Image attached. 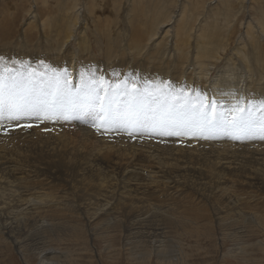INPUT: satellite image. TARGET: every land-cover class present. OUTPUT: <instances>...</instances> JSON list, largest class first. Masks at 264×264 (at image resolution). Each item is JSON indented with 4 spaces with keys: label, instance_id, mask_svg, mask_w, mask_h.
<instances>
[{
    "label": "rangeland",
    "instance_id": "rangeland-1",
    "mask_svg": "<svg viewBox=\"0 0 264 264\" xmlns=\"http://www.w3.org/2000/svg\"><path fill=\"white\" fill-rule=\"evenodd\" d=\"M263 16L264 0H0V77L5 95L15 78L18 88L34 86L37 95L42 90L54 92L57 86L67 93L64 114L34 111L16 120L6 110L0 115L1 124L28 130L20 140L13 139L12 133L1 135L2 131L0 156L13 158L17 169L55 164L51 171L59 176L52 185L45 170L37 182L38 190H49L50 200L56 196L58 207L47 210L51 203L45 205L46 197L39 205L45 207L41 228L29 225L21 230L20 225L13 234L19 237L14 244L0 236V264H39L40 253L49 250L55 254H48L46 261L61 264H264V183H253L245 172L225 170L223 177L229 181L225 184L220 176L210 177L206 172L211 162L220 163V154L242 152L225 150L236 149L238 139L233 138L224 111L217 109L228 96H215L213 91L230 94V89L241 85L244 90L243 76L256 81L257 73L248 75L238 53L246 49L244 54L249 53L252 36L264 35L257 28ZM186 20L191 22L188 37L183 34ZM74 23L73 36L63 41L67 26ZM82 33L88 40L87 50L81 49ZM200 40L214 41L218 49L213 56L202 55V67L194 63L192 70L194 44ZM166 41L168 46L181 48L178 58L157 44ZM260 52L264 62V44ZM252 69L259 74V68ZM260 73L261 86L264 70ZM159 76L165 84L154 91L153 81ZM95 91L100 97L107 94L112 106L122 112L144 107L159 112L175 105L191 114L192 109L214 100V112L225 128L179 135H160L150 129L116 130L100 124L96 113L101 101L91 99ZM43 123L46 126L41 127ZM62 134L67 141L60 138ZM99 138L111 141L115 148H134L141 169H147L141 149L158 153L161 161L169 153L176 157L193 152L186 159L177 158L195 170L183 173L182 179L176 172H166L159 179L161 187L148 188L126 207L112 209L117 196L110 199L111 190L117 189V194L122 190L128 178L127 159L132 156H117L116 166L102 165L109 173L99 169L91 176L95 171L92 156L101 149L94 140ZM222 142L227 146L224 149L218 144ZM86 144L92 148L81 150ZM263 144L256 146L263 148ZM263 158L247 168L264 177ZM28 175L32 173L27 171L24 181ZM167 177H179L183 185L175 189L162 185ZM132 178L131 183L139 182L138 176ZM23 185L35 187L29 181Z\"/></svg>",
    "mask_w": 264,
    "mask_h": 264
},
{
    "label": "bare ground",
    "instance_id": "bare-ground-1",
    "mask_svg": "<svg viewBox=\"0 0 264 264\" xmlns=\"http://www.w3.org/2000/svg\"><path fill=\"white\" fill-rule=\"evenodd\" d=\"M73 4L75 5V3H73ZM72 8H73V6H72ZM160 16L162 17V15H160ZM260 19H262V18H260ZM188 20H186L184 30H183V34L186 37L189 36V30H190V24H191V22ZM76 27H77V23H74V25H71L69 27L67 26V31H66L67 33H65L66 36L64 37L63 41L68 40L67 38L71 35V33L73 34L75 32ZM257 28H259L260 33L264 32V16H263V19L260 21L259 27H257ZM174 34L178 35L179 32H176ZM71 36H73V35H71ZM201 36L204 38V34ZM263 36L264 35H262V34L258 35V37L255 36L254 38L252 36L251 41L249 43V44H251V51L249 53L247 52V54L246 53L244 54V52L247 50L246 49L244 52L239 51V53H238V56H239V54L241 55L240 58H242V61L245 63V66H247L246 69H247L248 75L251 76L252 72L257 73V77H255V78H257L256 81L254 82L252 79L248 80V78L246 76H243L242 82H245L244 90H242L243 85H241V86L235 87L234 89H230L231 90L230 94H227V93L225 94L224 92L222 93L221 91L218 92L216 90L215 91L212 90L214 92L213 94H215V96L216 95L220 96L221 94L224 96H226V95L228 96V99L226 101H224V105L223 106L220 105L219 108H217V109L219 110V112L224 111L223 113L227 116V119H229V121H232L234 118H238L241 115H244L245 118L249 122V124H248L249 131L246 134L241 135V138L238 139V141H237L238 146L236 145V147H235L236 149H231V148L225 149L229 152H232V151H240V152L242 151V152L241 153H228V154H224V155L220 154L219 155L220 156V163L218 164V162H217L218 165L216 166L215 162H211V165L209 166L210 170L206 171L208 173V176L210 175V177H212V176L213 177H217V176L219 177L220 176L222 178V180H225V184H227V182H229L226 178L223 177V173L225 172V170L242 171L243 173L244 172L246 173V175H245L246 177L249 176V178H251L250 180H254V182L253 181H251V182L257 183V185H260V186L262 185V183H264L263 175H261L257 170H249L247 168L248 167L247 165H251L252 163H256L258 159H261L264 157V147L261 148L262 146L261 147L256 146V143H258V145H259V142L264 141V131H261V123H262V121H264V107H262V105H264V100H262V99H264V82L260 86V79L262 78V75H263L260 72L264 70V62H262L263 56H261V54H260L261 53L260 50L262 49V45L264 44ZM82 37H83L82 40H79V42H81V49L87 50L89 47L88 40H87L86 36L84 38V33H82ZM255 38H257V39H255ZM200 41H202V42H200ZM200 41L196 42L194 44V52L192 54L193 59L190 62L191 66H192V68H191L192 70H195L194 63H195V65H197V67L198 66L202 67L203 62L200 60L202 55H211L212 54V56H213L214 51H216V49H218V46H216V44L214 45V41H211V40H207V41L200 40ZM247 43H248V41H247ZM157 44L158 45L161 44V47L169 49V51L171 53L176 54L177 58H178L179 53L181 52V48L177 44H173L171 46L170 45L168 46L167 41L164 42V44H162V43H157ZM166 49H165V51H166ZM165 51H164V53H166ZM3 52H4V50H3ZM231 56H233V55H231ZM208 57L209 56L204 57V58L206 59ZM196 60H197V63H196ZM230 60H231V58H230ZM0 62H2V61H0ZM256 67L259 68V74H258V72L254 71V69H252V68H256ZM211 69H212V67H211ZM22 70H23V68H22ZM112 74H114V73H112ZM156 75L157 76L161 75V73L156 72ZM160 77L161 76L156 77V79L153 81V90L154 91H155V87L158 88L161 86V84H165V82L162 81L163 79ZM12 79H14V78H12ZM16 80L17 79L15 78L14 81H16ZM150 81H149V83H150ZM6 84L7 85L9 84L8 80L6 81ZM251 84H253V85H251ZM237 85H238V83H237ZM212 89H214V88H212ZM195 90H197V89H195ZM230 90L228 89V92ZM244 93H246V94H244ZM239 94L241 95L240 97H239ZM247 98H248V102L246 103L245 99L247 100ZM146 99L150 100L151 98H148V96H147ZM237 105H239V107H237ZM190 106H192V105H190ZM193 106H195V104ZM259 108L260 109L262 108L263 110L258 112L257 109H259ZM212 112H213V109L209 108V113L212 114ZM232 114H234V115H232ZM34 126H35V124H34ZM43 126H46V125H44V123H43L41 127H43ZM2 131H5V132L2 133ZM25 131H28V130L23 129V131H22L21 129H19L13 125H11V127H9V125L6 122H4L2 124L0 123V133H2L1 135L7 134V133H12V134H14L12 136L13 139L17 138V140H20V137L25 133ZM212 132H214V131H210V133H212ZM15 134H17V135H15ZM71 135L69 138V142H72L74 140L71 137ZM60 138L64 139L65 141L68 140V137L64 134H62L60 136ZM100 138L98 140H94L95 142L100 143L101 149H97L95 151V154L92 156V160H93L94 164L91 166H95V171L91 172L90 175L93 173H96V171H98L99 169H102L104 172L109 173L107 168L102 167V165L108 166V168L113 167L112 164L115 165L117 163L116 160H119L117 158V156H120V158L122 156L124 158L125 155L129 157L130 154L132 156L131 160L127 159V161H129V162H127V167H126V175L128 176V178H127L122 190L118 194L116 193L117 189L114 192H113V190H115V189L111 190L110 199H114V197L117 196L116 203L114 204L112 209L116 206H119V205L122 207H126L130 202H132L138 198L136 195L137 193H141L148 188H152L153 186L161 187L159 184L161 181L159 179L163 178L164 176L166 177V174H165L166 172H172V173L176 172L175 176L176 177L180 176L182 179L183 173H186L189 170H192V172L195 170L194 168L189 167L186 164H181L182 159L183 158L186 159L188 157H191L190 155L193 154V152L182 154V155L176 154V157L174 156V154L169 153L164 158V161H161L160 158L158 157L159 156L158 153H153V152L138 148L137 150H140V149L142 150L139 152L140 158L143 159V164L145 165V167H147V169H141V167H143V166L138 162H142V161H139L138 158H136V156H135L136 151L134 148H132L128 151H126V148H123L122 146H118V148H115L116 147L115 145L109 144V143H112L111 141L103 140L101 142ZM90 141H92V140H90ZM87 143H89V142H87ZM218 144H221V147L223 146V149L227 147L226 145H224V142L218 143ZM86 145L87 146H81L80 149L81 150H89L92 148L91 145H89V144H86ZM260 145H262V144H260ZM224 146H226V147H224ZM263 146H264V144H263ZM243 152H245V153L247 152L249 154H245ZM116 153H118V154L116 155ZM51 156L55 157L54 154H51ZM177 157L182 158L181 161H179ZM217 159H219V158H217ZM120 161H121V159H120ZM169 161H172V162H169ZM236 162H238V163L242 162V163L239 164V166H238V164ZM234 163H236V165ZM50 165H52V166H50ZM120 165H121V163H118V166H120ZM55 167H56L55 164H47L44 167V169H42L43 167L42 168H36V166L32 167V168L29 166V167H27V169H17L15 167V162H14L13 158H11V157H9V158L3 157L2 158L0 156V236H1V238H4L8 242L11 241L12 244H14V243L18 242L17 238H19V237L18 236L14 237L13 234L16 232V229H18L20 225H21V230H23V228L28 229L29 225H30V227L33 225H38L39 228H41L42 225H44V224L41 225V222L43 223V221L40 220V215H41V213H44V210H42V209H44L45 207L42 208L39 205L42 204L43 200H45L46 197H48V199H49V197H52V195H50L48 189L45 190L43 187H40L41 189L38 190L37 182L40 180L39 179L40 176L44 175V171L47 170L49 172V177L51 178L50 182L52 183V185L54 183H56L58 172L56 170L51 171L52 169H55ZM105 168H106V170H104ZM127 168H130V169L128 170ZM74 169L76 171V167H74ZM137 169H140V170H137ZM27 171L31 172L32 175H28L26 178V181L33 183L35 185V187H33V188H27V187H24V185H23V182L24 183L26 182L24 180H25V175L27 174ZM88 171H89V169H88ZM117 171L121 177H125V174H122V171L120 169H117ZM196 171H199V170H196ZM76 174H79V173H76ZM200 174H201V172H199V175ZM90 175H88V176H90ZM135 175L139 177V182L131 183V180L133 181V179H134L132 177H135ZM203 175H204V173H203ZM91 176H93V175H91ZM95 177H96V175H95ZM167 178H168V180L165 182H162V185L164 183H166V187H168V188H174L175 189L179 185H183L182 181H181V179H179V177L176 180L175 179L172 180V177H167ZM217 179H219V178H217ZM99 181H100V179H99ZM99 181H97V182H99ZM184 182L187 183L186 180ZM102 184H104V183H102ZM101 186H103V185H101ZM99 191H101V190H99ZM60 193H63V192L61 191ZM93 194H95V193H93ZM42 197H43V199H42ZM36 198H40V199H36ZM55 199H56V196H53V200H50V199L47 200L46 199L47 201H46L45 205H49V203H51L49 205L50 207H47V210L52 211V207H54V206L58 207V201H56ZM104 199H107V197L104 196L103 200ZM105 202H107V201H105ZM136 202H138V201H136ZM110 203H111V201H110ZM135 207H136V205H135ZM132 210H135V209H132ZM106 212H107V214H109L108 211H106ZM128 212H129V210H128ZM258 220H260V219H258ZM8 239H11V240H8ZM50 253L55 254V252L51 251V250L40 253L39 264H61L58 261H52V260L46 261V259L49 257L48 254H50Z\"/></svg>",
    "mask_w": 264,
    "mask_h": 264
},
{
    "label": "snow or ice",
    "instance_id": "snow-or-ice-1",
    "mask_svg": "<svg viewBox=\"0 0 264 264\" xmlns=\"http://www.w3.org/2000/svg\"><path fill=\"white\" fill-rule=\"evenodd\" d=\"M66 95L67 93L60 86H57V90L54 92L49 93L42 90L37 95L34 92V86L18 88L15 81L9 86L8 93L5 95L4 81L0 77V115L6 110L8 117L16 120L20 116L34 111L64 114L62 105ZM49 96H51V99H49ZM91 99L93 103L96 100L101 101L100 112L96 113L100 118V124L111 125L116 130L126 131L132 129L142 131L150 129L160 135H179L182 131L192 130L203 133L205 131H222L225 128L220 116L214 112V101L192 109L190 114L183 108H176L175 105L159 112L147 107L122 112L118 107L114 108L112 106L107 94L100 97L98 91L91 95ZM209 108L213 109L212 114L209 113ZM65 118L68 117L65 116ZM248 124L249 122L244 115L228 122V126L235 133L233 138L239 139L241 135L246 134L249 131ZM261 131H264V121L261 123Z\"/></svg>",
    "mask_w": 264,
    "mask_h": 264
}]
</instances>
